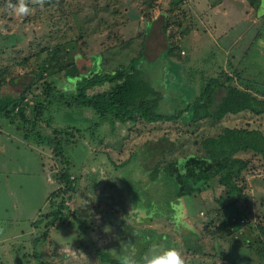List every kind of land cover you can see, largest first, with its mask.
<instances>
[{
	"label": "rangeland",
	"instance_id": "1",
	"mask_svg": "<svg viewBox=\"0 0 264 264\" xmlns=\"http://www.w3.org/2000/svg\"><path fill=\"white\" fill-rule=\"evenodd\" d=\"M8 3L0 0V99L13 102L10 115L0 113V264H111L122 243L137 258L155 243L178 248L186 264H264L257 259L264 248L261 154L237 153L249 160L238 181L242 214L215 200L226 194L218 179L179 197L165 170L204 154L203 139L226 127L264 133V113L246 109L219 120L198 103L190 119L191 110L182 111L211 77L264 99V0H28L27 16L10 15ZM150 18L153 39L143 42ZM143 46L135 64L165 93L161 110L179 114L177 121H122L74 102L93 56L108 70L130 67L125 60ZM27 104L33 118L35 106H44L31 125L17 107ZM66 166L70 191L59 180ZM101 173L110 178L99 180ZM92 180L106 193L97 188L87 203ZM62 199L67 206L44 236ZM243 214L246 222L236 217ZM89 224L105 227L90 231Z\"/></svg>",
	"mask_w": 264,
	"mask_h": 264
},
{
	"label": "trees",
	"instance_id": "2",
	"mask_svg": "<svg viewBox=\"0 0 264 264\" xmlns=\"http://www.w3.org/2000/svg\"><path fill=\"white\" fill-rule=\"evenodd\" d=\"M250 1L260 6V0ZM166 14L165 12L163 15L166 16ZM162 27L163 31H165V26L163 25ZM164 33H166V31ZM141 49L142 51L139 55L131 57L133 58L132 61L130 58L125 60L127 63H132L130 67L121 64L119 68H117V66L113 70L104 68L101 61L99 68H97L98 70L94 68L95 60L98 61L100 56H93V67L81 73L82 80L79 82L77 81L78 88L74 102L80 106L92 107L98 113H111L122 121H126V119L134 120L139 117L155 122L177 121L180 118L179 114H168L161 110L165 93L152 84L146 77L143 69L135 64L136 57L143 55L144 46ZM172 52L173 51L170 50L166 53L171 55ZM78 71L80 72L79 68ZM28 86L29 85H27V87ZM6 98L8 99L6 101L0 99V113L10 115L11 111H7L6 106L8 107L12 101L9 100L8 96ZM71 101H69L68 104L72 103ZM197 103L203 104L209 115L217 117L219 120H222L228 113H240L246 109L258 114L264 113V99L237 85L225 84L216 77H211L202 89L200 95L182 108L184 112L191 110L189 119L194 113L193 106ZM17 107L19 114L25 116L24 118L27 120L28 125L36 122V117L42 116L44 109V106L36 105L32 111V113L35 114L33 118L26 113L29 109L28 104L25 106L18 105ZM62 132L64 131L62 130ZM67 132L71 131L68 130ZM59 140L58 143L62 141V139ZM202 144L205 148L204 154H189L184 158H179L177 161L172 162L168 168L165 169L170 175L175 177L178 186V196L183 197L195 193H203L207 189L214 188V183L211 188H209L211 182L213 179H218L219 185L226 188V194L221 193L219 196L215 197V200L220 204L226 202L232 206V210L235 209L237 214H242V212L246 210L244 209L242 211L238 208V204L244 201L242 199V189L238 186V181L242 176L243 170L249 166V160L238 156L237 153L242 150H252L261 154L264 158L263 131L258 128L226 127L218 136H208L204 138ZM66 168L68 169L61 173L59 180H62L64 184L67 185L65 191H70L72 190L74 180L71 177L69 167L66 166ZM159 171L160 170H158L156 174H158ZM91 172L92 174L94 173L92 170ZM92 176L95 177L94 175ZM92 176L91 178H93ZM99 183H101V181L96 182V180H94L93 183L89 181L86 182L85 191L89 193L87 203L97 196L96 188L102 189V193H106L103 182L101 186H95ZM61 191L62 190H58L56 193L59 194ZM109 192L110 191L107 193ZM111 192L113 193V191ZM60 202L62 204L57 203L55 205L54 217L48 222L47 229L44 231V236L48 235V228L60 219L59 214L61 210L65 209V206H67L64 199ZM91 209L93 214L96 215H100L102 211L96 208ZM71 212H73L74 215L77 214L76 211ZM66 213L68 214L65 215L61 213V220L70 216L69 211H66ZM102 215H104L103 212L100 217L101 219ZM236 217L238 219H243L245 222L247 221L245 220L247 214H243L242 217ZM92 225L93 224H89L90 231L103 228V226L105 227V224H100V226L96 224L94 227H92ZM258 258H261V262L264 261L263 246L261 251L258 252L257 259ZM109 262L111 264H119L117 259L109 260Z\"/></svg>",
	"mask_w": 264,
	"mask_h": 264
},
{
	"label": "clouds",
	"instance_id": "3",
	"mask_svg": "<svg viewBox=\"0 0 264 264\" xmlns=\"http://www.w3.org/2000/svg\"><path fill=\"white\" fill-rule=\"evenodd\" d=\"M42 3L43 0H40ZM10 9L9 14L16 16H27L30 14L28 0H17L16 4L9 3L6 5ZM100 174L99 180L108 179ZM177 219L181 217L177 216ZM131 243H122L120 250L112 249V254L119 261V264H186V261L178 248L175 246H165L162 244H152L142 257L137 258L135 249L130 247ZM73 252H78L73 250ZM85 255V254H84ZM86 256V255H85ZM71 260H78L77 256L70 257Z\"/></svg>",
	"mask_w": 264,
	"mask_h": 264
},
{
	"label": "crops",
	"instance_id": "4",
	"mask_svg": "<svg viewBox=\"0 0 264 264\" xmlns=\"http://www.w3.org/2000/svg\"><path fill=\"white\" fill-rule=\"evenodd\" d=\"M148 23H147V25L145 26V32H144V34L143 35H145V38L143 39V42L146 40V39H148L147 37H150V38H152L153 39V26H154V20H153V18H150V20H148L147 21ZM152 29V31H151V34H152V36H148L147 35V32L146 31H148V29ZM162 30H163V27H162ZM128 41V40H127ZM129 41H131V42H134L135 41V39H129ZM142 42V43H143ZM149 42V41H148ZM98 56V55H97ZM92 58H91V62H90V66H89V68H92L93 67V65L94 64H92ZM100 61H101V59H100ZM102 62V61H101Z\"/></svg>",
	"mask_w": 264,
	"mask_h": 264
},
{
	"label": "flooded vegetation",
	"instance_id": "5",
	"mask_svg": "<svg viewBox=\"0 0 264 264\" xmlns=\"http://www.w3.org/2000/svg\"><path fill=\"white\" fill-rule=\"evenodd\" d=\"M95 186H96V187H98V186H99V184H96ZM96 189H97V188H96ZM102 216H103V215H102Z\"/></svg>",
	"mask_w": 264,
	"mask_h": 264
}]
</instances>
